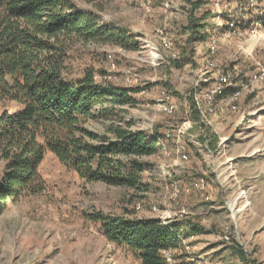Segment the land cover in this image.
Listing matches in <instances>:
<instances>
[{
	"label": "rangeland",
	"instance_id": "obj_1",
	"mask_svg": "<svg viewBox=\"0 0 264 264\" xmlns=\"http://www.w3.org/2000/svg\"><path fill=\"white\" fill-rule=\"evenodd\" d=\"M74 1L138 43L129 49L77 41L68 49L67 78H81L89 69L99 82L135 89L132 105L85 126L111 139L112 126L128 123L133 130L171 137L156 154L133 157L144 165L136 186L89 181L45 148L39 166L43 190L8 199L0 214V264H142L129 248L108 240L92 215L158 217L154 206L173 215L170 204L183 213L180 220L206 229L187 239L188 249L177 250L180 264H196L184 261L190 255L200 264H264V82L249 80L264 67V0H246L243 10L239 0ZM201 25L205 40L198 36ZM166 36L178 58L163 48ZM209 61L232 70L239 89L227 88L217 97L210 122L202 123L193 96L206 88V78L213 80ZM162 90L176 105L171 113L160 100ZM5 175L6 161L0 158V181ZM200 179L203 190L193 186ZM172 185L180 189L177 200L171 198ZM242 190L246 195L235 222L228 204Z\"/></svg>",
	"mask_w": 264,
	"mask_h": 264
},
{
	"label": "trees",
	"instance_id": "obj_2",
	"mask_svg": "<svg viewBox=\"0 0 264 264\" xmlns=\"http://www.w3.org/2000/svg\"><path fill=\"white\" fill-rule=\"evenodd\" d=\"M260 21L264 26V14ZM201 27L204 32L198 36L205 40V25ZM77 41L138 47L132 35L103 24L74 0H0V158L6 161L0 214L8 199L43 190L39 166L45 148L89 181L136 186L144 169L136 158L156 154L159 142L168 141L165 133L133 130L131 123L126 128L112 126L115 139L85 126L132 105L135 89L99 82L89 69L81 78H67L68 49ZM193 108L201 120L194 100ZM118 156L129 160L124 163ZM92 218L108 240L129 248L142 264H166L163 251L181 249L180 233L189 238L206 232L202 225L185 220L164 224L158 217L102 212ZM238 253L245 258L242 249Z\"/></svg>",
	"mask_w": 264,
	"mask_h": 264
},
{
	"label": "built area",
	"instance_id": "obj_3",
	"mask_svg": "<svg viewBox=\"0 0 264 264\" xmlns=\"http://www.w3.org/2000/svg\"><path fill=\"white\" fill-rule=\"evenodd\" d=\"M240 1V9L243 10L246 6V0H239ZM254 0L251 1V4H254ZM226 32V31H225ZM162 40V46L163 48L169 53V55L172 58H178L179 57V51L175 46V43L172 39L166 37H161ZM109 58H112V55H109ZM209 66L214 71L213 74V80L209 81L208 78L205 79L204 82H207L206 88L201 93H195L193 96V100L195 103V106L197 110L199 111L201 115V122H210L211 115L215 112V102L218 97V95L223 94L227 88H235L238 83H235L234 81V72L232 70H225L221 68L217 63L213 61H209ZM128 82H132L131 76H127L126 79ZM249 80L253 84H258L264 82V67L260 68L257 72L251 73L249 75ZM209 81V83H208ZM236 84V85H235ZM160 100L165 105V110L169 113L173 112L176 108V105L173 101V98L165 91L162 90L160 93ZM190 124L188 127H191ZM188 127L185 128L188 129ZM183 131V130H180ZM184 132V131H183ZM167 139L171 137V133H165ZM159 144H165V142H159ZM182 157L184 159L187 158V155L184 153L182 154ZM193 186L199 190L205 189V180L200 179L199 181H196ZM246 195V191L242 190L238 193V195L230 200V203L228 204L229 210L231 212V216L233 220L236 222L238 219H236V215L239 214V212L242 211V208L238 206L240 204L243 196ZM234 196V195H233ZM173 199L177 200L180 197V189L177 185H172V196ZM206 199H209V195H206ZM153 209L156 212H161L158 215V218L161 220L162 223L167 224L172 220H180V216L183 213L180 214H168L166 215V211H160V209L156 206L153 207ZM228 230V229H227ZM179 238L181 241V249L189 248L186 241L188 238L184 237V234H179ZM225 238L227 240L230 239L229 234H225ZM180 249V248H179ZM177 248L173 249H167L163 251V256L165 259L166 264H180V262L176 258V252Z\"/></svg>",
	"mask_w": 264,
	"mask_h": 264
},
{
	"label": "crops",
	"instance_id": "obj_4",
	"mask_svg": "<svg viewBox=\"0 0 264 264\" xmlns=\"http://www.w3.org/2000/svg\"><path fill=\"white\" fill-rule=\"evenodd\" d=\"M211 195V194H210ZM172 198V197H171ZM173 200H175V199H173ZM170 210L169 211H172L173 212V214H178L179 213V211L177 210V208H173V207H171V204L169 205V207H168ZM201 242H199V244H200ZM190 254V253H189ZM198 258V257H197ZM197 258H194L193 256H191L190 255V257H187V258H185L184 259V261L186 260V262L187 263H189L191 260H196V264H200V259H197ZM181 261H182V259H180ZM192 262V261H191Z\"/></svg>",
	"mask_w": 264,
	"mask_h": 264
}]
</instances>
